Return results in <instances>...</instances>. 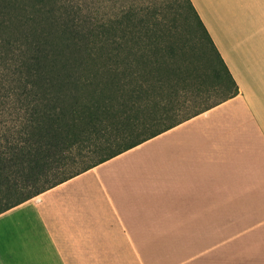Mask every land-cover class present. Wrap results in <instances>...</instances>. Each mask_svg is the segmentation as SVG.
I'll list each match as a JSON object with an SVG mask.
<instances>
[{"label": "crops", "instance_id": "obj_1", "mask_svg": "<svg viewBox=\"0 0 264 264\" xmlns=\"http://www.w3.org/2000/svg\"><path fill=\"white\" fill-rule=\"evenodd\" d=\"M238 92L0 214V264H264V0H190Z\"/></svg>", "mask_w": 264, "mask_h": 264}, {"label": "trees", "instance_id": "obj_2", "mask_svg": "<svg viewBox=\"0 0 264 264\" xmlns=\"http://www.w3.org/2000/svg\"><path fill=\"white\" fill-rule=\"evenodd\" d=\"M184 2L233 97L227 66ZM98 14L70 0H0V214L180 122L158 128L172 108L160 110L143 85L144 71L160 81L162 53L181 50L162 46L168 28L133 7L114 23Z\"/></svg>", "mask_w": 264, "mask_h": 264}, {"label": "rangeland", "instance_id": "obj_3", "mask_svg": "<svg viewBox=\"0 0 264 264\" xmlns=\"http://www.w3.org/2000/svg\"><path fill=\"white\" fill-rule=\"evenodd\" d=\"M70 1L73 4L90 5L94 12L97 11L98 15L109 23H114L122 11L133 7L144 15L147 12L148 17L152 18L156 25L168 28L171 41H163L162 46L172 43L181 50H178L175 56L167 52L161 54L160 60L165 66L160 81H155L148 72H142L145 76L143 85L147 96L149 95V100L152 98L159 102L160 110L162 105L167 109L172 108L171 119L159 124L158 128L168 122L185 120L227 99L229 93L234 90L223 73L222 75L216 74L214 65L210 62L214 53L210 45L205 42L201 31L194 25L192 16H189V19L185 18L187 9L184 0ZM151 40L153 37L144 38L145 42ZM147 103L151 104V101Z\"/></svg>", "mask_w": 264, "mask_h": 264}]
</instances>
